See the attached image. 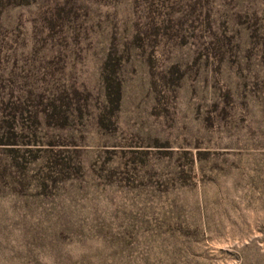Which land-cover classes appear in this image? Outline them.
<instances>
[{
    "label": "rangeland",
    "instance_id": "1",
    "mask_svg": "<svg viewBox=\"0 0 264 264\" xmlns=\"http://www.w3.org/2000/svg\"><path fill=\"white\" fill-rule=\"evenodd\" d=\"M0 264H264V0H0Z\"/></svg>",
    "mask_w": 264,
    "mask_h": 264
}]
</instances>
